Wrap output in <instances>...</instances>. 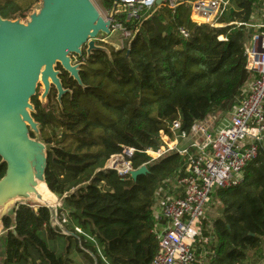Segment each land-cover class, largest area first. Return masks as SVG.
I'll list each match as a JSON object with an SVG mask.
<instances>
[{
	"label": "trees",
	"instance_id": "obj_1",
	"mask_svg": "<svg viewBox=\"0 0 264 264\" xmlns=\"http://www.w3.org/2000/svg\"><path fill=\"white\" fill-rule=\"evenodd\" d=\"M37 1L0 0V16L15 20ZM102 1L109 9L114 5V0ZM257 4L231 0L230 10L219 18L225 25L215 27L194 22L188 3L175 9L159 3L128 25L136 29L128 47L101 40L96 41L101 48L87 52L83 47L82 55L73 57L80 64V81L58 63L65 89L60 99L55 86L46 104L38 93L31 98L40 140L48 147L45 184L60 198L58 215L67 214V228L83 230L81 244L75 237L77 248L97 254L98 246L112 264H148L158 252L155 195L168 179L185 172L188 156L170 153L150 162L145 150L163 144L162 130L173 135L174 120L189 130L238 102L250 77L249 31L230 22L248 21ZM124 146L136 148L134 168H148L136 179L104 168ZM5 173L0 155V179ZM215 193L221 216L202 217L194 264H246L264 241V154L246 165L241 184ZM13 213L2 220L0 264H73L67 250L72 235L51 226L47 206L24 203ZM62 235L69 244L57 250L49 242Z\"/></svg>",
	"mask_w": 264,
	"mask_h": 264
},
{
	"label": "built area",
	"instance_id": "obj_2",
	"mask_svg": "<svg viewBox=\"0 0 264 264\" xmlns=\"http://www.w3.org/2000/svg\"><path fill=\"white\" fill-rule=\"evenodd\" d=\"M230 1L161 0L159 3L172 9L188 3L194 22L220 27L225 24L219 18L230 10ZM159 3L158 0H118L105 15L107 18L113 14L111 33L120 31L122 37L133 38L136 29L128 25L140 21L144 13ZM233 23L249 31L245 57L250 77L238 102L222 119L206 118L189 130L182 129L181 122L174 120L170 126L173 135L162 130L163 144L156 150H145L151 156L150 162L170 153L188 156L185 172L168 179L166 186L156 192L153 211L157 221L153 232L158 240V252L148 264H194L200 222L213 194L220 188L241 184L246 165L264 154V0H258L248 21L230 22ZM180 31L189 35L184 28ZM220 38L226 40L222 35ZM135 152V147L124 146L111 155L104 168L115 170L119 176L130 174L135 169L132 164ZM67 222V214L62 213L56 221L51 219V226L76 235L80 241L83 230L77 226L69 230ZM104 260L105 264H112L105 257Z\"/></svg>",
	"mask_w": 264,
	"mask_h": 264
},
{
	"label": "water",
	"instance_id": "obj_3",
	"mask_svg": "<svg viewBox=\"0 0 264 264\" xmlns=\"http://www.w3.org/2000/svg\"><path fill=\"white\" fill-rule=\"evenodd\" d=\"M117 2L114 0V6ZM38 7L26 22L0 16V155L6 163V173L0 179V233L3 217L11 214L9 209L13 213L27 203L18 197L31 193L34 168L45 181L48 147L29 130L35 121L31 98L38 83L42 81L46 94L55 86L60 99L65 89L57 64L80 81V64L73 63V57L81 56L85 46L87 52L101 48L95 43L98 35L111 34L113 14L106 18L92 0H44ZM147 171V166L141 165L130 175L136 179ZM34 200L38 206H47L51 219L57 220L55 203Z\"/></svg>",
	"mask_w": 264,
	"mask_h": 264
},
{
	"label": "rangeland",
	"instance_id": "obj_4",
	"mask_svg": "<svg viewBox=\"0 0 264 264\" xmlns=\"http://www.w3.org/2000/svg\"><path fill=\"white\" fill-rule=\"evenodd\" d=\"M92 2L95 4V6L98 8V10L100 11V13L105 16L108 14L109 12V8L105 7L103 4L102 0H92ZM44 3V0H39L37 1L24 15L19 16L17 19L18 20H22V21H27V18L31 15V13H37L39 10V5L42 6ZM131 37L129 38H125L122 37L120 35V31H116L115 33H111L110 35H105V34H99L98 35V39L95 40H101L104 42H107L117 48H122V47H128L130 41H131ZM86 51L88 50V46L85 47ZM36 93H38L39 98L41 99V101L43 102V104L47 103V94L45 93V86L43 85L42 81H40L38 83L37 89H36ZM230 110L226 111V112H215L210 114L207 119L208 120H216V119H222L224 116H227V114L229 113ZM229 116V115H228ZM29 130L31 133L32 137H35L37 139L40 140L39 137V125L36 121H34L32 124L29 125ZM34 134V136H33ZM52 193V192H51ZM53 197L55 199L54 203L57 205V207H59V203L61 204V200L58 196H56L55 194H53ZM20 199L26 201L27 203H29L32 206H38L36 205V201L34 200V198L31 197H19ZM61 206V205H60ZM12 215V211L11 209H9V211ZM221 212H222V204L221 201L219 199V197H217L216 193L213 194L207 209H206V217L209 220H213L216 217L221 216ZM73 230V229H72ZM4 232V229L2 231V233ZM0 233V234H2ZM67 234V233H66ZM69 235V234H67ZM79 239L76 235H72V245H70V248L67 247L69 244V238L65 235L62 236H58L55 239H50V245L55 247L57 250H61L67 247V250L69 251V256L73 259V264H105V260L104 257L102 255L101 250L99 249V247L97 246V254H95L94 252H91L90 250H86L82 251L79 248H77L75 240L76 238ZM81 244V241H79ZM198 247L200 246V243H197ZM206 250L207 253L209 250V247L204 246L203 250ZM97 257H101L102 262L98 263V259ZM94 260V261H93ZM202 261V259H201ZM246 264H264V241H263V245L261 247V249L258 252H251L249 253V256L246 260Z\"/></svg>",
	"mask_w": 264,
	"mask_h": 264
},
{
	"label": "bare ground",
	"instance_id": "obj_5",
	"mask_svg": "<svg viewBox=\"0 0 264 264\" xmlns=\"http://www.w3.org/2000/svg\"><path fill=\"white\" fill-rule=\"evenodd\" d=\"M29 185H30L29 190L31 193L26 194L25 197H31V198L34 197L35 199H37L41 202L48 203V204L54 203L55 199H54L51 191L46 187L42 173L37 172V170L35 168H34V177L32 178V180L29 181ZM22 197H24V196H22ZM0 211H2V210H0Z\"/></svg>",
	"mask_w": 264,
	"mask_h": 264
},
{
	"label": "flooded vegetation",
	"instance_id": "obj_6",
	"mask_svg": "<svg viewBox=\"0 0 264 264\" xmlns=\"http://www.w3.org/2000/svg\"><path fill=\"white\" fill-rule=\"evenodd\" d=\"M52 87V86H51ZM51 89V88H50Z\"/></svg>",
	"mask_w": 264,
	"mask_h": 264
},
{
	"label": "crops",
	"instance_id": "obj_7",
	"mask_svg": "<svg viewBox=\"0 0 264 264\" xmlns=\"http://www.w3.org/2000/svg\"><path fill=\"white\" fill-rule=\"evenodd\" d=\"M225 24V23H224Z\"/></svg>",
	"mask_w": 264,
	"mask_h": 264
}]
</instances>
